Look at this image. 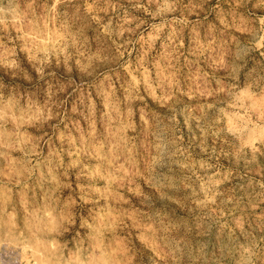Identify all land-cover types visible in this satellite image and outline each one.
<instances>
[{"label":"clouds","instance_id":"obj_1","mask_svg":"<svg viewBox=\"0 0 264 264\" xmlns=\"http://www.w3.org/2000/svg\"><path fill=\"white\" fill-rule=\"evenodd\" d=\"M126 5L0 0V264H132L137 224L175 264H264V182L238 179L264 167V0ZM122 187L199 215L127 224Z\"/></svg>","mask_w":264,"mask_h":264},{"label":"rangeland","instance_id":"obj_2","mask_svg":"<svg viewBox=\"0 0 264 264\" xmlns=\"http://www.w3.org/2000/svg\"><path fill=\"white\" fill-rule=\"evenodd\" d=\"M122 3L126 5V0H121ZM104 13H101L103 16ZM190 43V38L185 39V45L187 46ZM139 45L136 46L137 50L139 49ZM161 50L160 42L157 41L156 49L153 51L152 55H155L156 52ZM127 53H125V58H127ZM133 61H135V57L137 55L136 51L131 53ZM183 59V58H181ZM149 103H153L150 98ZM194 107V105H192ZM81 123L85 128H87V124L81 120ZM193 131H196L193 129ZM74 135H78L75 131ZM187 139V137H186ZM57 146L58 142H57ZM49 152L48 147L44 146V155L47 156ZM67 162V161H65ZM262 165H264V159H262ZM123 166L125 171L127 170L128 165L124 164L123 161H120L117 164V167ZM181 172L177 166H172L168 170L160 173L157 176L158 183H167V177L174 176L179 178L181 176ZM75 176H72V179L75 180ZM243 178V180L252 179L259 180L264 182V167L261 169H257L256 171L248 174L247 176L244 173H240L238 179ZM143 177L138 178V182H140L141 190L144 193V196H148V185L142 183ZM105 182L102 181L100 186H103ZM127 182L125 181V184ZM75 187V185H74ZM231 190V188L229 189ZM13 200L15 201L18 197L15 195V189ZM152 192H156V188H151ZM173 191H177L182 193V195L172 196L171 199H166V197H159L154 200L152 204L145 205L143 200L138 195H133L126 188L122 187L118 191L113 193V198L111 200L112 205L120 208L127 215L124 217L125 223L134 224L137 221L139 223H143V218L136 216V213H144L149 209L160 214L162 222L165 227L169 224H177L183 225L186 231L190 232L192 225L188 222V216L185 213L191 214L193 210H196V216H193L192 219L195 220L199 215V209H196L195 205L191 204V201L188 199V196L191 193V189L185 188H177V189H167L166 192L168 195H171ZM159 196V194H157ZM260 209H264V204L260 205V208L256 210L257 215L260 213ZM217 212L221 211V209H215ZM198 226V225H197ZM152 228H156L155 225L151 226ZM121 239H125L126 244L133 249L134 258L132 260V264H175L172 256L169 254V249L164 247L161 242V232L159 229H156L155 232L151 231L150 228H142L137 224V226L132 227L131 231L128 232L127 237H121ZM117 245H119V241H117Z\"/></svg>","mask_w":264,"mask_h":264}]
</instances>
